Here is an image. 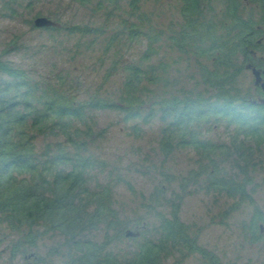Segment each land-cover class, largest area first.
<instances>
[{"label":"trees","instance_id":"16d2710c","mask_svg":"<svg viewBox=\"0 0 264 264\" xmlns=\"http://www.w3.org/2000/svg\"><path fill=\"white\" fill-rule=\"evenodd\" d=\"M71 1L83 7L92 3ZM124 1L128 10H123ZM143 1L99 0L97 4L109 17L120 11L135 18L131 22L122 18V31L127 30L132 40L149 41L141 61L124 67L127 77L119 102L97 98L77 102L64 88L40 87L25 70L0 59V74L6 77L0 79V226L18 236L16 257L37 248L43 236L57 233L65 237L61 246L65 251L57 248L55 253L66 254V264H163L176 253H199L211 264H218L191 236L179 218V203L172 201L166 202L172 208L170 217L158 211L157 226L136 230L141 235L128 238L135 243L131 252L120 255L110 250L118 240L127 238V224L114 207L111 185L91 189L92 171L103 169L106 163L90 153L95 136L92 129H81L79 124L88 126V112L107 109L124 113L127 122L149 124L159 118L165 124L160 148L166 155L176 148L192 147L206 158L217 152L228 157L234 149L248 165L249 151L253 153L264 144V102L244 95L237 81L246 69L242 61L253 59L254 49L264 46V0H183L180 29L172 30L168 38L182 54L205 60L199 64L201 81L212 93L163 98L150 86L170 85L168 65L147 62L157 54L154 45L163 40L164 32L142 11ZM217 1L224 4L220 13L215 10ZM70 30L82 35L96 31L79 25ZM144 95L152 98L145 101ZM213 123L235 129L231 146H218L203 137ZM132 130L140 135L138 124ZM40 137L62 139L47 143L39 152L36 140ZM246 140L254 147H248ZM213 167L207 173L211 187L238 197L240 203L253 202L247 191L248 176L243 181L225 178L218 165ZM164 193L165 188H158L151 195L150 209L164 206ZM100 229L105 230L103 242L85 237ZM263 230L264 215L256 212L249 225L254 241L262 238Z\"/></svg>","mask_w":264,"mask_h":264},{"label":"rangeland","instance_id":"374dc122","mask_svg":"<svg viewBox=\"0 0 264 264\" xmlns=\"http://www.w3.org/2000/svg\"><path fill=\"white\" fill-rule=\"evenodd\" d=\"M99 0L83 7L71 0H0V59L25 70L40 87L51 85L64 88L77 102L103 99L119 102L124 95V82L128 63H139L149 46L145 38L132 40L128 31H122V18L135 20L117 11L109 17L106 10L97 8ZM183 0H144L142 11L151 18L155 28L164 32L163 40L154 47L157 54L147 64L166 63L169 71L167 87L150 86L158 98L171 95L184 96L198 93L211 94L201 81L199 64L204 62L194 55L182 54L170 40L172 30L180 29ZM215 10L221 12L224 4L217 1ZM123 10H128L127 2ZM48 18L61 24L59 30L39 29L37 18ZM75 25L91 28L87 35L74 34ZM148 26L146 25V28ZM122 32V34H120ZM119 36L115 38V35ZM264 45V38L262 39ZM264 46L254 49L253 59L243 60L244 67L252 65L264 69ZM6 78L0 74V79ZM244 95L256 102L264 100V93L255 85L251 70L244 69L237 81ZM150 96L144 95L145 101ZM88 126L95 134L89 150L106 163L103 169L92 171L91 189L109 184L113 187L114 207L126 222L125 231H145L159 224L156 213L170 217L169 201L179 203V218L190 229L198 245L216 258L218 264H264V230L262 238L254 241L249 225L256 212L264 215V144L249 151L248 161L231 150L225 157L220 152L206 158L192 147L176 148L166 155L160 148L165 124L156 118L149 124L125 120L118 110L88 112ZM138 124L140 135L134 133ZM235 129L213 123L203 137L218 146L229 147L233 143ZM202 137V138H203ZM59 139L42 137L36 140L39 152L47 143ZM249 147L250 140L245 141ZM219 166L220 176L243 181L249 177L247 191L253 202H239L220 192L209 183L213 166ZM158 188H165L163 207L150 209L151 195ZM141 222L140 227L136 223ZM42 230V229H41ZM111 234V233H110ZM87 239L103 242L105 230L87 233ZM18 236L5 225L0 226V264H66V254H56L62 248L65 237L50 233L43 236L37 248L27 249L16 257L14 250ZM134 242L128 238L118 240L110 250L123 255L131 252ZM65 248L61 249V252ZM163 264H211L199 253H176Z\"/></svg>","mask_w":264,"mask_h":264},{"label":"water","instance_id":"95a60500","mask_svg":"<svg viewBox=\"0 0 264 264\" xmlns=\"http://www.w3.org/2000/svg\"><path fill=\"white\" fill-rule=\"evenodd\" d=\"M34 25L36 28L42 29V28H60L61 24L58 22H54L52 20H49L48 18H37L34 21ZM247 70H251L254 77H255V85L256 87H260L262 91L264 92V81L262 79V74H264V70H259L256 67H253L252 65H248L246 67ZM261 102H264V100H261ZM141 235L140 232H134L132 230H128L126 232L127 238H136Z\"/></svg>","mask_w":264,"mask_h":264},{"label":"flooded vegetation","instance_id":"af4514ba","mask_svg":"<svg viewBox=\"0 0 264 264\" xmlns=\"http://www.w3.org/2000/svg\"><path fill=\"white\" fill-rule=\"evenodd\" d=\"M262 79H263V81H264V74H262ZM203 257V256H202ZM203 258H205V257H203Z\"/></svg>","mask_w":264,"mask_h":264}]
</instances>
